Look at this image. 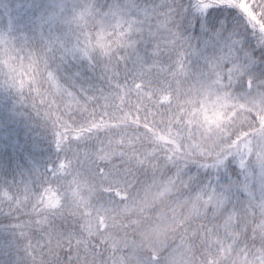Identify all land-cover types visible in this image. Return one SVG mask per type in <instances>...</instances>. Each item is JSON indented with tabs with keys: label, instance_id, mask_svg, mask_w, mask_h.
Returning a JSON list of instances; mask_svg holds the SVG:
<instances>
[{
	"label": "snow or ice",
	"instance_id": "snow-or-ice-1",
	"mask_svg": "<svg viewBox=\"0 0 264 264\" xmlns=\"http://www.w3.org/2000/svg\"><path fill=\"white\" fill-rule=\"evenodd\" d=\"M257 10L264 16V6L250 13L242 0H0V264H37L48 221H33L32 201L58 206L61 178L153 162L133 150L138 137L107 134L126 124L133 99L153 98L161 82L199 89L222 78L225 58L264 74ZM215 168L210 186L234 171ZM256 177L264 183V160L238 182Z\"/></svg>",
	"mask_w": 264,
	"mask_h": 264
},
{
	"label": "trees",
	"instance_id": "trees-1",
	"mask_svg": "<svg viewBox=\"0 0 264 264\" xmlns=\"http://www.w3.org/2000/svg\"><path fill=\"white\" fill-rule=\"evenodd\" d=\"M246 1L242 0V3L245 4ZM129 109L131 115L124 118L126 124L111 128L107 134L116 135L126 130L141 135L145 140L142 146H147L153 162L159 161L154 169L148 164L149 175L144 170L136 177L131 173L130 178L141 180L146 176L154 181L173 169H188L193 178L185 179L181 196L184 199L188 197L186 202L189 204L196 202L198 205L202 201L201 204L205 205L203 201L208 197V193L203 195L206 184L209 185L207 177L216 175L212 172V169H216L215 164L219 161L222 166L230 165L234 170L229 172L230 179L212 185L215 191L210 198L212 205L208 208L202 206L190 216L181 219L172 213L152 217L177 236L175 244L179 252L172 258L166 256V260L160 262L242 264L241 261L244 260L245 264H253L261 252H264V228L261 225V216L238 182V169L234 165L233 156L238 150L239 134L243 128L233 131L226 138H221L220 143L215 144L212 154L204 156L190 151L185 138H180L177 125L173 127L170 123L172 127L168 130V125L160 123V118L159 122H153L146 118L145 114H141L133 101ZM162 118L164 119V116ZM123 167L124 165L118 167V174H128L120 171ZM132 168L135 169L136 166ZM114 174L115 172L108 176L90 175L84 171H74L75 182L73 176L61 178L56 182L55 190L60 198L55 208L45 207L42 200L33 198L36 210L32 216L33 221H48L39 226L38 238L41 244L33 249L37 264H40L41 260L43 264H128L129 259L123 261L118 255L117 258L111 257L109 250L104 248L108 247L111 241L101 229L97 232L93 230L92 217L89 215V209L99 208V202L108 205L110 199L102 196L106 194V190H111L110 196L114 191H125L126 184L115 181ZM129 177L125 179L128 180ZM89 200L91 202L87 206ZM163 205L164 202L161 203L160 209ZM114 208L123 207L116 205ZM164 211L169 210H160L159 213ZM143 255L148 257L146 252ZM129 264L154 262L133 258Z\"/></svg>",
	"mask_w": 264,
	"mask_h": 264
},
{
	"label": "rangeland",
	"instance_id": "rangeland-1",
	"mask_svg": "<svg viewBox=\"0 0 264 264\" xmlns=\"http://www.w3.org/2000/svg\"><path fill=\"white\" fill-rule=\"evenodd\" d=\"M245 4L252 13L258 4L264 6V0H247ZM255 15L264 23V16H259L258 10ZM232 63L231 58H225L219 69L222 78L210 75L199 89L190 88L186 83L172 84L169 89L166 82H161L153 89V98L144 97L137 107L146 118L155 123L160 120V123L168 125V130L177 125L180 138H185L190 151L204 156L212 154L215 144L220 143L221 138H226L233 131L243 128L239 134L238 150L233 156L234 165L238 169V175L245 167L259 172L260 163L264 160V74L235 69ZM169 93L170 99L161 102L160 97ZM133 103L137 105L135 99ZM127 133L134 138L138 137L137 143L132 146L133 150L149 154L153 161L147 146H142L144 138L136 133ZM158 162L150 163L152 169ZM148 164L145 163L142 168L135 163L122 164L124 167L120 171L128 174H118L115 171L114 179L126 184L125 191H114L110 196L111 190H106V194L102 196L111 200H108V205L99 202V208L89 209L93 230L97 232L101 229L111 241L108 247L104 248L109 250L112 258H117L118 255L123 261L129 259L128 264L133 258L163 264L160 260L165 261L166 256L172 258L177 254L179 251L175 244L176 234L152 217H162L163 214L170 213L178 219L190 216L202 206H211L210 198L215 191L213 186L206 184L203 196L208 193V197L203 201L205 205L201 204L202 201L198 205L196 202H186L188 197L184 199L181 196V188L185 179L193 178V174H189L185 168L163 173L154 181L146 176L141 180L129 177V173H134L136 177L144 170L149 175ZM134 165L136 170L132 168ZM215 170L212 169V172L216 173ZM127 177L128 180L125 179ZM241 186L261 216V225L264 228V198L260 195L264 183L256 177L249 184ZM90 200L86 203L87 206ZM162 202L164 207L160 209ZM116 205L123 208L116 209ZM160 210L169 211L159 213ZM145 252L148 257L143 255ZM243 261L242 264H245Z\"/></svg>",
	"mask_w": 264,
	"mask_h": 264
}]
</instances>
